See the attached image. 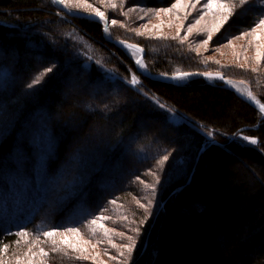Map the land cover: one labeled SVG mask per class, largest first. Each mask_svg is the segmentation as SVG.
<instances>
[{"label": "trees", "instance_id": "trees-1", "mask_svg": "<svg viewBox=\"0 0 264 264\" xmlns=\"http://www.w3.org/2000/svg\"><path fill=\"white\" fill-rule=\"evenodd\" d=\"M170 1L141 0L138 4L166 8ZM98 8L106 17L123 19L118 9L106 10L103 5ZM254 12L244 16L236 10L222 29L234 37L251 31L264 17V5ZM70 30L75 34V43L65 38ZM109 33L112 39L144 49V67L153 75L221 73L226 78L245 80L252 95L264 104L263 72H254L246 65L207 61L170 36L141 37L118 26H109ZM86 46L98 47L107 56L108 51L112 52L114 58L108 57L113 59L114 69L123 72L122 76L131 71L139 83L122 81L118 85L105 84L102 91L87 92L84 85H94L93 80L101 73L95 59L85 57ZM0 64L9 68L8 76L0 81V111L45 69H52L14 106L13 127L0 142L1 214L9 197L17 196L25 181L20 166L7 158L28 118L44 108L53 137L45 168L68 172L70 164L82 162L84 153L93 157L98 154L102 169L92 179L106 165L122 163L126 169L137 167L125 179L129 184L130 176L141 174L139 167L148 168L189 141L184 172L163 188L131 264H264V118L221 83L194 78L170 84L144 78L136 72L131 58L104 39L99 23L62 14L50 0H0ZM70 87L74 88L68 90ZM167 111L180 121H170ZM209 129L213 130L211 136L200 132L210 133ZM96 133L99 139L94 142ZM245 136L257 143L245 141ZM27 159L26 167L33 163L28 154ZM118 183L119 178L101 185L95 194L86 183L79 197L83 212L78 217L69 215L79 203L77 198L58 203L53 194L49 202L46 194L45 198H36L40 210L47 211L41 225L35 226L33 221L4 224V216H0V261L14 264L34 243L32 239L46 237L44 232L84 229L111 200L129 191L130 185L119 188ZM18 217L22 220L25 214ZM25 232L27 236L17 235ZM57 252L51 257L54 264H86L68 250Z\"/></svg>", "mask_w": 264, "mask_h": 264}, {"label": "rangeland", "instance_id": "rangeland-1", "mask_svg": "<svg viewBox=\"0 0 264 264\" xmlns=\"http://www.w3.org/2000/svg\"><path fill=\"white\" fill-rule=\"evenodd\" d=\"M138 1L141 0H73V3L79 2L82 6L73 7L74 10H72L75 12L79 10L93 11L94 9L98 10L99 5H103L106 10L113 11L118 9L117 11L122 15L123 19L117 20L112 19L110 16H105L110 21L109 26L127 28L141 37L163 38L170 36L176 38L190 51L201 55L207 61L246 65L252 69L255 68L256 71L254 72L264 73V30H257L255 35H243L251 32L249 31L239 36H229V33L222 28L231 19L230 17L218 32H213L212 28L217 22L216 17L219 15V12L216 9L210 12L207 8H204L203 4L207 3V0H200L196 4V8L191 6L196 3V0H180V6L177 8L172 7L173 4L177 3V0H171L170 5L166 8H149L145 5H139ZM223 2L231 3L233 0H223ZM235 2L238 3V0H235ZM113 4L116 7H112ZM87 5H91V7L89 8ZM263 5L264 0H249L248 5L239 7L236 10L237 12H242L245 16L251 12L255 13L256 7ZM165 9L168 11H164ZM261 18L264 17L262 16ZM113 20L117 21L115 25L112 24ZM196 20H200V23L196 24ZM190 25H195L192 34L188 33ZM210 32L212 40L208 45H204L203 40L208 38ZM66 36L72 43H75L76 38L72 30L68 33L66 32L65 38ZM256 36H259V39H256ZM77 40L83 44L81 39ZM85 53V57L88 56L86 57L87 59H95V62H97L96 67L101 73L100 77L93 80L94 85H84L87 92L94 89L102 91L105 84L110 85L112 83V85H118L122 84V81L128 83L134 75L129 70L127 71L128 74L123 76V72L122 74L121 72H117L113 67V65L115 66V63L112 62L113 59L108 57L110 55V57L114 58V54L110 51H108L109 55L107 56L98 47L92 46L91 48L86 46ZM124 53H127L126 55L133 62L137 58V54L134 52ZM114 60L121 63L117 58ZM30 63L33 62L30 61ZM35 64L37 65V63ZM8 72L9 68L6 65L0 64V81H3L8 76ZM117 76L122 77V80L116 78ZM228 79L233 81L239 90L251 93L250 87L245 80ZM184 81L186 80L179 82V84ZM206 82L214 84L216 81ZM37 85L38 83L31 88L27 87V89L21 91L13 99H10L0 111V142L3 135L13 127L15 120L14 106L20 104L24 96L32 92ZM73 88L70 87L68 90H72ZM41 110H37L28 118L21 135L17 137V144L12 148L7 158L11 164L17 163L20 166V168H17L21 169V173L23 174L22 180L25 181L21 186L19 194L17 196L12 194V197H9L5 213H0L1 217L4 216V224L17 225L33 221L35 226L41 225L47 211L40 210L41 207L37 205L36 198L44 197V194L47 195L46 198L44 197L47 202H49L50 194L55 196L58 203L66 198H77L79 203L77 206H73L69 214L72 218L73 216L78 217L83 212L81 205L83 203L79 197H81V190L85 188L86 183L87 189L94 194L100 192L101 185L109 184L115 179L117 180V178L121 182L120 184L118 183L119 188H122L120 187L122 185L126 189L128 185L130 187L129 191L117 195L115 199L105 206L100 215L94 219L96 221L95 224H92V220L87 223L84 229L76 232L67 231L58 234L54 232L55 235L51 237L32 239L34 243L28 245L25 253L17 261H14V264H54V260L51 257L58 250H68L70 253L78 255V258L84 260L86 264H131L134 261L135 250L147 228L149 216L156 209V202L160 198L163 188L166 187L170 179L174 177L178 178L184 172L183 166L188 163L190 154V149L188 148L189 141H185L183 145L175 150H170L169 154L166 155L168 159L162 165L157 162L163 158L159 159L155 164L152 163L148 168L139 167L141 174L137 177L130 176L129 180H132H130L129 184L126 182L128 180L127 176L136 171L137 167L130 166L126 169L122 163H115L113 166L106 165L98 173V177L92 179L93 175L99 169H102V166L100 168L98 164V154L93 157V154L88 156L83 152V155L86 157L82 162L75 163V165L74 163L70 164L71 167L69 168L71 170H68V172L56 168H45L48 157L51 155L53 137L48 129V115L44 112V108ZM167 117L175 123L180 121V118L173 114V112L167 111ZM209 131L210 133L213 132L212 129H209ZM200 132L204 136H211L208 132ZM98 134L96 133L97 136L94 142L99 139ZM27 154L33 158V163L31 166L26 167L25 165L28 162ZM118 164H121L123 167L120 165L121 171L118 169ZM60 172L63 175L62 179L59 177ZM59 188L62 195L58 193ZM56 189H58V192ZM51 201L53 202L54 198ZM44 204L47 205V203ZM140 205H144V207ZM138 207L141 209L138 210ZM24 214L25 218L20 220L18 216L23 217ZM135 221H137V224ZM105 230H107V234H105ZM121 233H123V236L120 235ZM129 237L131 239H128ZM48 243H51V245H47ZM128 245H132L130 253L127 250ZM53 247L56 248L55 251H53ZM41 249L47 253V259L41 253ZM84 257L88 258L85 259ZM0 264L9 263L0 261Z\"/></svg>", "mask_w": 264, "mask_h": 264}, {"label": "snow or ice", "instance_id": "snow-or-ice-1", "mask_svg": "<svg viewBox=\"0 0 264 264\" xmlns=\"http://www.w3.org/2000/svg\"><path fill=\"white\" fill-rule=\"evenodd\" d=\"M199 2H200V0H196V3L192 4L191 6L193 8H196V4H198ZM53 3L61 4L65 8L81 7L82 6L79 2L73 3V0H53ZM248 3H249V0H238V3L235 2V0H233V2H231V3L223 2V0H207V3L203 4V7L207 8L210 12L213 9H216L219 12V15L216 17L217 22L214 24V26L212 28V31L213 32H218L220 30V28L223 26V24H225L230 19V17H232V15L234 14V12L236 11L237 8L246 6V5H248ZM178 6H180V0H177V3L172 5L173 8H177ZM87 7L90 8L91 5H87ZM112 7H116V5L113 4ZM93 11H95L96 16H98L101 20H105L106 19L105 14L103 12H101L99 10H95V9ZM164 11H168V10L165 9ZM185 18L187 19V17H185ZM201 19H202V17H201ZM116 23H117L116 20L112 21L113 25H115ZM199 23H200V20H196V24H199ZM194 28H195V25H190L188 27V33L192 34ZM257 30H264V18H259L258 22L255 24V27H253L251 29V32L250 33H245L243 35H248V34L255 35L257 33ZM106 31H107V29H106ZM178 34H179V32H178ZM256 39H259V36H256ZM211 40H212V35H211V32H210L208 34V38L203 40V44L204 45H208ZM121 43H123V42H121ZM128 47L135 48L136 46L135 45H128ZM137 51H139V49H137ZM137 64H139L141 67H143V64H142V62L140 60H137ZM51 71H52L51 68L45 69V72L41 73L40 76H37L33 80V83L29 85V87L31 88L33 85L39 83L41 77L44 74H46L48 72H51ZM252 71H256V69L253 68ZM189 75H191V73L177 72L172 78L176 79V80H182L184 77H187ZM205 75L211 77L212 74L208 73V74H205ZM217 75H219V74H217ZM220 78H222V77H220ZM129 83L135 85V84H138L139 81L137 80L136 76L133 75L131 77V80L129 81ZM228 83H231V81H228ZM248 96H249L250 99H252L254 101L256 100V98L250 92L248 93ZM256 103L259 104V101H256ZM260 112L262 114H264V104H260ZM210 135H211V133H210ZM243 139L246 140V141H249V143H251V144H256L257 143V141L254 138H250V137L245 136V137H243ZM167 159H168V156H164L163 159L158 161L157 163L162 165L164 163V161H166ZM140 206L144 207V205H140ZM95 223H96V221L93 220L92 224H95ZM67 231L76 232L77 230L74 229V228H69V229H67ZM43 234L46 237H51V236L55 235L54 232H44ZM105 234H107V230H105ZM17 235L27 236L28 233H26V232L25 233H17ZM120 235L123 236V233H121ZM128 239H131V237H129ZM53 243L55 244V242H53ZM55 250H56V248L53 247V251H55ZM127 250L130 253L132 251V245H128L127 246ZM41 253L43 255H47V253H45L43 251V249H41ZM84 258L87 259L88 257H84Z\"/></svg>", "mask_w": 264, "mask_h": 264}, {"label": "water", "instance_id": "water-1", "mask_svg": "<svg viewBox=\"0 0 264 264\" xmlns=\"http://www.w3.org/2000/svg\"><path fill=\"white\" fill-rule=\"evenodd\" d=\"M53 3V0H50ZM56 8L61 11L62 13H64L65 15L69 16V17H73V18H78V19H85V20H89V21H94L97 22L101 25L102 27V33H103V37L104 39L110 43L112 46H114L115 48L121 50L122 52H125V49H133L134 51L137 52V58L134 60V67L136 69V72L138 74H140L142 77L147 78L151 81H155V82H162V83H170V84H179V82L183 81V80H189V79H194V78H199L202 79L204 81H216L221 83L226 89H228L229 91H231L236 97H238L240 100H242L243 102H245L246 104H248L250 107H252L254 110H256L257 112H259L261 114V118H264V114H262L260 112V104H262L259 101V104L256 103V101H258L257 99L254 101L252 99L249 98L248 93H245L241 90H239L236 86H234L232 84V81L228 78H226L223 74L221 73H215V72H186V73H191V75L184 77L182 80H176L173 79L172 77L175 75H170V76H160V75H153L150 72H148L145 67H144V54L145 51L144 49H142L139 45L128 42V41H124V40H116V39H112L110 37V33H109V19L106 18L105 20H101L98 16H96L95 13H79V12H73L70 11L69 9L65 8L63 5L61 4H57V3H53ZM107 29V31H106ZM123 42V43H121ZM128 45H135V48H131L128 47ZM137 49H139V51H137ZM137 60H140L143 64V67H141L139 64H137ZM181 73H185V72H181ZM212 74L211 77L205 75V74ZM219 74V75H217ZM222 77V78H220ZM228 81H231V83H228Z\"/></svg>", "mask_w": 264, "mask_h": 264}, {"label": "bare ground", "instance_id": "bare-ground-1", "mask_svg": "<svg viewBox=\"0 0 264 264\" xmlns=\"http://www.w3.org/2000/svg\"><path fill=\"white\" fill-rule=\"evenodd\" d=\"M125 52H134V53H136L137 54V52L136 51H134L133 49H125L124 50ZM127 54V53H126ZM232 84L234 85V86H237L233 81H232ZM238 88V87H237ZM135 232V231H134ZM137 233V232H136Z\"/></svg>", "mask_w": 264, "mask_h": 264}]
</instances>
